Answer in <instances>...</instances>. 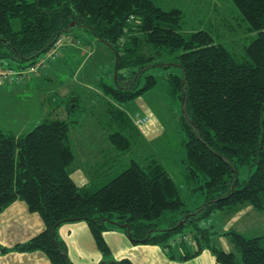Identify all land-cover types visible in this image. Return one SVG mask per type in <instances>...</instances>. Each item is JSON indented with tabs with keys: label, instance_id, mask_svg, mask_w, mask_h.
I'll use <instances>...</instances> for the list:
<instances>
[{
	"label": "trees",
	"instance_id": "16d2710c",
	"mask_svg": "<svg viewBox=\"0 0 264 264\" xmlns=\"http://www.w3.org/2000/svg\"><path fill=\"white\" fill-rule=\"evenodd\" d=\"M231 1L247 28L256 33L240 55L233 47L214 42L206 30L184 31L183 11L154 0H0V58L8 67L12 62L20 70L32 67L55 41L80 26L112 49L115 80L101 85L105 94L125 102L156 83L146 70L166 63L155 56H171L168 64L177 66L178 72L166 76L165 100L178 109L188 176L204 180L202 202L193 209L182 208L178 188L164 165L151 154L143 163L136 151L142 140L147 142L137 121L141 114L132 117L112 103L107 107L109 142L103 148L90 142L88 147L98 149L97 156L85 164L88 179L76 184L69 166L75 158L70 129L77 122L67 119L82 114L81 98L75 95L69 99L75 106L65 107L66 117H46L22 133L0 127V210L22 198L44 221L40 232L11 249H40L51 264H72L56 228L62 222L84 220L101 251L107 247L102 231L117 225L133 243L169 248L175 244L184 249L181 258L209 248L219 263L239 264L232 251L213 244L215 231L197 222L244 202L264 208V0ZM2 64L0 68H5ZM86 140L92 141L91 136ZM240 165L250 169L243 181L238 179ZM166 211L179 215L167 227H158ZM187 223L193 227V251L185 244L188 234L174 237ZM225 233L231 234L242 264H264V233ZM100 264L134 263L122 257Z\"/></svg>",
	"mask_w": 264,
	"mask_h": 264
},
{
	"label": "rangeland",
	"instance_id": "374dc122",
	"mask_svg": "<svg viewBox=\"0 0 264 264\" xmlns=\"http://www.w3.org/2000/svg\"><path fill=\"white\" fill-rule=\"evenodd\" d=\"M154 1L164 8H180L183 11L181 24L184 31L206 30L214 42H221L228 47H233L232 51L236 55L243 52L244 45L249 43L256 34L255 31L247 28V23L231 0ZM67 33L64 34L61 43L58 41L60 46H57V55L50 59L49 65L40 70V74L21 68L23 77L20 79L13 77L0 81V127L4 131L22 133L46 117L56 115L66 117L67 107L75 106L69 99L75 95L80 96L81 103L78 108L82 110V114H72L67 119L75 118V122H77V125L71 126L70 129L71 146L75 154L74 161L69 166L70 176L76 184H82L89 177L85 171V164L88 161L91 162L98 152V149L94 152L92 147H88L92 145L90 142L96 144V147L101 146L102 148L109 142L108 134L112 129L106 122L109 115L107 107L113 103L115 107H121L132 117L137 113L141 114L137 115V118H141L144 114L138 107L140 100L137 102L135 98L125 102L117 101L103 92L101 81L113 84L115 80V60L112 49L80 26ZM155 60L157 62L162 60L166 65L157 63L147 68L146 73L153 74L156 83L145 90L142 98L154 115L161 120V124L163 123V132L150 142L142 140L137 145L136 151L140 154L143 163L146 162L145 158L148 154L156 156L175 181L178 195L183 201L182 208L193 209L203 200L204 180L202 176H198V179L188 176L189 168L183 160L186 157L185 134L178 124V109L174 103H168L165 100L164 91L168 83L166 76L168 73L178 72V67L168 64L172 61L169 55H156ZM1 64L5 68L9 65L5 59L1 60L0 58ZM11 67L17 69L16 63L12 62ZM163 100L166 105L162 103ZM90 136L92 141L88 142L86 138ZM87 147L90 149V154ZM129 155L127 153L125 158H128ZM249 172L248 165H240L238 179L243 181ZM176 215L179 213L173 215L166 211L159 219L158 227H167L170 220ZM197 222L200 226L214 230L215 233L211 234L213 244L226 251H232L236 255L238 263L242 264L240 252L235 246L231 234L225 232L237 231L244 236L263 234L264 208L257 210L249 202H244L232 209L216 210L210 215L200 218ZM192 228V224L187 223L183 226L182 232L174 234V237L177 238L181 233L189 235V239L185 241L188 251L195 248V243L190 237ZM124 234L127 236L118 226L105 228L102 231V238L107 246L105 251L100 250L95 239L93 245L91 240L80 237L78 245H85L84 255L81 260H79V256L69 260L72 264H100L101 261L126 257L124 255L139 259V261L142 260L143 249L136 247V243L131 240L133 244L125 241V238L129 239L123 237ZM159 245L166 250L169 248L162 244ZM73 250L74 248H72ZM170 251L172 252L171 249L168 252L171 253ZM179 251H182L181 248ZM76 252L79 253L80 250L77 248ZM95 252L102 257L100 260H95Z\"/></svg>",
	"mask_w": 264,
	"mask_h": 264
},
{
	"label": "crops",
	"instance_id": "0c3cea01",
	"mask_svg": "<svg viewBox=\"0 0 264 264\" xmlns=\"http://www.w3.org/2000/svg\"><path fill=\"white\" fill-rule=\"evenodd\" d=\"M136 100L137 102L140 100V103L138 102L140 112L147 116V119L143 123H139V127L146 140L150 142L162 134L163 123L161 124V120L154 115L153 111L149 105L145 103L142 96L137 97ZM89 150L90 149L88 148V152ZM43 227L44 221L41 215L36 211L30 210L27 203L22 198L14 199L7 206L1 209L0 264H51L45 252L40 249L16 250L10 248L18 242L28 240L40 232ZM56 233L58 238L62 239L66 244L69 259L79 256V260H81V257L84 255L83 250L85 245H78V239L80 237H85L87 240H91L93 245L95 242L89 225L84 220L62 222L57 226ZM124 233L126 232L124 231ZM123 237H128V235L125 236L124 234ZM126 239L127 238H125V241L133 244L129 237V240ZM135 245L144 251L142 260L139 261V259L124 255L134 264H221L215 259L214 254L209 250V248L202 249L199 253L192 257L181 258L179 254H182L184 249L175 244L174 250L173 245L171 248H168V250L164 249L159 244L141 243L138 245V243H136ZM2 247H6L8 249L2 250ZM72 248H74L73 251ZM77 248L80 250L79 253L76 252ZM180 248L182 251H179ZM169 249L172 250V252L170 251L171 253L168 252ZM94 256L96 257L95 260H100L102 258L97 252H95Z\"/></svg>",
	"mask_w": 264,
	"mask_h": 264
},
{
	"label": "built area",
	"instance_id": "2783aa9c",
	"mask_svg": "<svg viewBox=\"0 0 264 264\" xmlns=\"http://www.w3.org/2000/svg\"><path fill=\"white\" fill-rule=\"evenodd\" d=\"M61 40L62 38H60V40L58 39L57 41H55L52 47L48 50V52L40 58L39 63L33 65L32 67L26 70L28 72L38 73L40 66L45 65L44 63L48 57L55 58V56L57 55V50H58L57 48L60 46ZM58 41H60V43H58ZM22 70L15 69L13 67L12 68L11 67L0 68V81L2 79L13 78V77L20 79L21 77H23ZM146 119H147V116L144 115L141 118H138L137 121L138 123H143Z\"/></svg>",
	"mask_w": 264,
	"mask_h": 264
}]
</instances>
